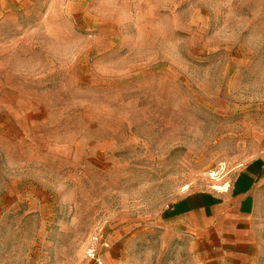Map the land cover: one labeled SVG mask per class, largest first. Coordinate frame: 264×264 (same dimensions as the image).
Returning a JSON list of instances; mask_svg holds the SVG:
<instances>
[{"label": "rangeland", "instance_id": "obj_1", "mask_svg": "<svg viewBox=\"0 0 264 264\" xmlns=\"http://www.w3.org/2000/svg\"><path fill=\"white\" fill-rule=\"evenodd\" d=\"M263 133L264 0H0V264H207L164 216Z\"/></svg>", "mask_w": 264, "mask_h": 264}, {"label": "crops", "instance_id": "obj_2", "mask_svg": "<svg viewBox=\"0 0 264 264\" xmlns=\"http://www.w3.org/2000/svg\"><path fill=\"white\" fill-rule=\"evenodd\" d=\"M226 192L196 190L164 216L175 234L189 236L207 264H261L264 258V133L258 153L235 170ZM226 182H220L221 185Z\"/></svg>", "mask_w": 264, "mask_h": 264}, {"label": "built area", "instance_id": "obj_3", "mask_svg": "<svg viewBox=\"0 0 264 264\" xmlns=\"http://www.w3.org/2000/svg\"><path fill=\"white\" fill-rule=\"evenodd\" d=\"M228 171L225 164H220L218 167L214 168L209 172V178L211 181L220 183L222 180H224L227 177ZM229 175V174H228ZM230 180H227L224 182L220 187L222 190H215V185L212 186V189L218 192H226L229 188ZM92 243L87 249L86 255L88 258L92 260H96L98 264H102L100 259L97 257V244L99 242V235H95L92 238Z\"/></svg>", "mask_w": 264, "mask_h": 264}]
</instances>
